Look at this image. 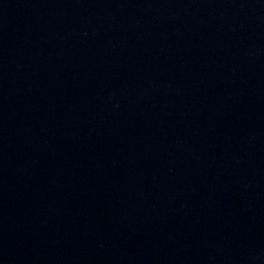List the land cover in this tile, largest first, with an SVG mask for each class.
Listing matches in <instances>:
<instances>
[{
	"label": "water",
	"instance_id": "obj_1",
	"mask_svg": "<svg viewBox=\"0 0 264 264\" xmlns=\"http://www.w3.org/2000/svg\"><path fill=\"white\" fill-rule=\"evenodd\" d=\"M0 264H264V0H0Z\"/></svg>",
	"mask_w": 264,
	"mask_h": 264
}]
</instances>
